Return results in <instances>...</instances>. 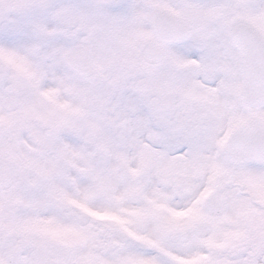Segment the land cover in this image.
Returning a JSON list of instances; mask_svg holds the SVG:
<instances>
[{"label":"snow or ice","instance_id":"obj_1","mask_svg":"<svg viewBox=\"0 0 264 264\" xmlns=\"http://www.w3.org/2000/svg\"><path fill=\"white\" fill-rule=\"evenodd\" d=\"M0 264H264V0H0Z\"/></svg>","mask_w":264,"mask_h":264}]
</instances>
